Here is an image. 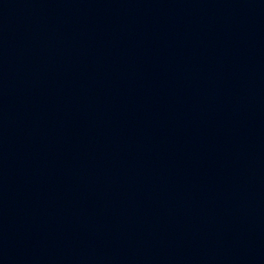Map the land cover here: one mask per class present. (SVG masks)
Wrapping results in <instances>:
<instances>
[{"label": "water", "instance_id": "obj_1", "mask_svg": "<svg viewBox=\"0 0 264 264\" xmlns=\"http://www.w3.org/2000/svg\"><path fill=\"white\" fill-rule=\"evenodd\" d=\"M0 264H264V0H0Z\"/></svg>", "mask_w": 264, "mask_h": 264}]
</instances>
